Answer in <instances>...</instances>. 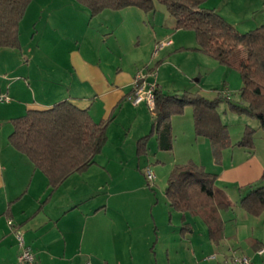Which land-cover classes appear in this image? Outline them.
Returning <instances> with one entry per match:
<instances>
[{"label":"crops","instance_id":"1","mask_svg":"<svg viewBox=\"0 0 264 264\" xmlns=\"http://www.w3.org/2000/svg\"><path fill=\"white\" fill-rule=\"evenodd\" d=\"M235 3H239L242 8L238 11L242 20L233 24L239 31L247 32L264 25V0H235ZM137 8L129 6L121 10L105 9L99 13L98 16L108 10L113 11H109L106 15L108 19H105L110 33L107 36L101 37V33L95 35L96 31L89 28L83 33L76 32L71 39L66 37L71 45L69 51L64 52L68 66L48 86L35 85L31 72L22 69V56L18 51L24 48L21 35L20 48H0V93L10 97V101L0 102V264H25L19 259L21 247L15 228L23 231L25 244L35 256L34 264H152L159 260L157 252L153 250L155 245L150 243L152 232L157 235L158 242L162 239L157 233L156 223L159 202L153 205V202H148L146 195L143 202L135 197L136 194L131 195V191H147L145 169H140L145 157L137 154V143L141 137L151 132L155 113L145 101L133 104L128 95L132 92L137 72L142 70L146 73L147 83H155L158 89L167 94L191 91L210 99L212 97L207 96V73L203 74L200 68L196 83L189 82L190 74L187 72L181 75L186 81V90L177 88L173 93L164 90L167 86L164 80H160V71L169 65H166L168 62L161 63L160 57L166 50L170 52L176 47H183V42L178 44L177 32L180 29L176 27L175 19L170 14L167 17L166 13H158L157 10L143 13L141 8ZM213 9L216 10L215 7ZM116 12L125 17L118 24L111 20ZM133 15L141 17L137 20L140 28H144L141 32L146 34V29L150 31V57L146 52L136 50L140 45H130L127 48L121 45L119 37L126 28L130 32L132 29H139L137 22L131 23L136 21L131 20ZM57 32L45 22L37 45H41L43 35L47 37L49 33ZM136 32L131 34L139 38L141 33ZM96 37L95 47L93 38ZM160 42L166 44L157 47ZM48 48L55 50L52 45H48ZM48 53L60 55L56 50H48ZM200 54L203 61L207 62V55L203 52ZM13 55L16 61L12 59ZM147 58L148 63H145ZM117 61H123L126 68ZM141 64L145 65L144 68H140ZM215 71L214 80H222L224 85L211 95H215L214 98L221 95L225 99H232L231 94L242 88L241 77L235 69L226 65L216 67ZM65 99L80 108L88 109L95 121L111 120L107 127V142L96 155L95 162L87 170L71 174L58 188L52 190L45 173L26 154L17 150L9 138L14 130V118L24 115L28 109H45ZM175 118L178 115L172 116L173 132ZM174 135L176 133L173 137ZM203 140L205 148L208 146L212 149L207 138ZM156 150L160 149L154 134L147 142V153H155ZM208 160L203 165L207 171L217 174L215 183L224 193L230 191L228 183L239 182L241 185L239 191L232 190L234 194L238 193L236 200L229 198L232 201L231 208L220 211L225 233L220 246L223 244L224 249L230 250L235 261V256L239 257L238 244H241L238 241L233 243L237 235L239 239H245L256 254L263 255L264 251H259L264 249V236L247 228L248 222L252 221L250 215L242 214L240 217L241 223L246 225L242 229L246 230L244 237L238 226L232 224L234 219L226 218V215L232 213L230 210L234 207L233 201L240 202L255 188L251 185H264L259 180L263 164L253 157L244 166L237 167L231 161L232 166L226 167L224 164H215L210 153ZM165 203L167 204L166 201ZM166 211L168 223L171 224L176 217L173 220L175 226H167L169 246L179 241L181 236L182 239H191L196 224L207 238L209 229L200 216L188 211L183 213L169 206ZM9 220H12V224H9ZM166 257L167 263L171 264L169 252ZM248 257L253 262L252 256Z\"/></svg>","mask_w":264,"mask_h":264},{"label":"trees","instance_id":"2","mask_svg":"<svg viewBox=\"0 0 264 264\" xmlns=\"http://www.w3.org/2000/svg\"><path fill=\"white\" fill-rule=\"evenodd\" d=\"M31 1L0 0V48L21 47L20 23ZM206 1L78 0L91 10L93 16L105 9L118 10L128 6L153 12L158 4L164 5L175 19L177 28L195 31L198 46L194 49L239 71L243 80L242 102L228 99L230 108L258 119L264 131V25L241 32L215 9L203 6ZM223 99L221 95L210 99L191 91L167 94L157 88L153 109L155 121L151 132L138 140L137 154H147V142L154 134L160 150H172L171 118L182 115L188 105L193 107L196 134L209 138L218 162L225 148L233 145L253 148L256 129L251 126L245 127L236 143L232 142L229 127L218 110ZM110 120L95 121L88 109L65 99L45 109H28L24 115L14 118V130L9 139L45 173L49 186L55 190L71 174L83 172L95 162L96 155L107 142ZM216 179L217 174L189 161L172 169L166 193L174 209L200 216L208 226L210 239L219 244L224 238L220 211L230 208L232 201L216 185ZM251 187L255 188L241 199L240 204L251 214L259 215L264 210V185L253 184Z\"/></svg>","mask_w":264,"mask_h":264},{"label":"rangeland","instance_id":"3","mask_svg":"<svg viewBox=\"0 0 264 264\" xmlns=\"http://www.w3.org/2000/svg\"><path fill=\"white\" fill-rule=\"evenodd\" d=\"M206 2L205 6L207 8L215 7L216 11L232 24L242 20V15L238 13V11L242 9L241 5L235 3V0H232L235 4L232 2L228 3L227 0H207ZM156 10L158 13H161V11L166 13L167 17L169 15L167 8L162 4H158ZM109 11L110 10L99 16L98 14L93 16L91 10L87 6L78 2V0H32L20 23V35L24 48L18 51L22 56V58H20L23 63L22 69H28L31 72L32 75L30 76L35 79V85L37 83V86L39 87L42 86V84L48 86L50 83H53L55 80L54 78H58L64 73L65 67L68 66L66 65L67 61L64 52L69 51V48L71 47L70 42L66 40V37L71 39V36H74L76 32L83 33L84 30L87 31L89 28H91V31H93V29L96 31L94 33L95 35L97 33H101V37L109 35L110 33L106 28L105 20L108 19V16H106L107 13H113V11ZM141 11H143V13L145 12L144 10ZM136 17L137 15L131 17V20H136L131 23L137 22L139 29H132L131 32L135 34L137 33L136 31H140V37H133L134 35H132L126 28V31H123L124 33L119 37L121 45H123L122 47L124 48H127L128 46L130 47V45L133 47L140 45V48H137L136 50L139 49L141 52H146L147 56L150 57V47L148 44L150 31L146 29V34L141 32L144 31V28H140L141 25L137 21L141 17ZM124 19V15L120 12H116L111 17L112 23L116 24L122 22ZM45 22H48V26L52 29L55 28L58 32L56 34L49 33L47 37L43 35V38H41V45L38 46L37 41L40 38V33ZM103 24H105V26ZM177 33V38H179L178 42H180L178 44H182L181 42H183V47H176L175 50L170 52L166 50L160 57L161 63L168 62L166 65H169L168 68H163V70L160 71V80H164L167 86L164 90H168L170 93L176 92L175 90H177V88L186 90L184 87L186 81L183 80L181 75H183V72H187L190 74L189 82L192 84L196 83V80L199 77L198 69L200 68L203 74L204 72L207 73V89L209 90L207 91V96L212 97L213 99L215 95L211 94L224 85V81L214 80V77L216 76V67L223 64L209 55H207V62L203 61L200 54L201 51L194 49L198 46L194 30L180 29ZM79 38H82V36H79ZM96 40L97 37L95 39L93 38V44H95V47L97 44ZM48 45H52L60 55L56 56L54 53H48V50L55 51L54 49H49ZM240 52L238 53L240 54ZM1 55L4 57L8 56V54ZM169 55L171 56L168 57ZM12 59L16 61L14 55ZM148 60L149 59L147 58L144 62L148 63ZM155 62L156 60L154 57L153 63L155 64ZM117 63L126 68L123 61H117ZM144 66V64H141L140 68H144ZM173 73L174 76H171ZM237 73L241 77L239 71H237ZM231 98L232 99L230 100L232 102H242L240 91L232 93ZM218 110L222 121L229 127L230 137L233 143H236L242 137L246 126H251L256 129L253 148L238 145H233L231 148H225L221 161L218 162L214 157L212 149H209L208 146L205 148L206 145L203 139H206L207 137L196 134L193 107L188 105L185 107L184 113L178 115V118H175V131L173 134L176 133V136L174 135L173 149L170 151L156 150L157 152L155 153L149 151V153L142 155L145 158L142 159L140 169L144 170L149 166L155 173L154 181L153 183L147 181L146 192L131 191V195L136 194L135 197L141 202H143V197L146 196L148 202H153V205L157 201L159 202L157 203L159 207L157 209L156 223L158 226L157 233L159 237L162 236V239L158 242L157 235L152 232L153 238L150 240V243L155 245L153 250L155 253L157 252V257L159 259L156 263L152 264H168L165 260L167 258V252L170 253V257L172 258L171 264H236L232 252L227 248L224 249L223 244L220 246L221 243L216 244L212 240L210 242L209 231H207L206 238L205 232L200 229L198 224H196L194 233L191 234V239H182L181 236L179 237V241L174 242L170 246L167 234V229H169L167 226L170 223H168L169 218L168 216H165V213H167L166 209L168 206L171 209L172 207L166 194V188L168 177L176 165H185L189 161H193L195 163H200L205 168L203 164L209 162L208 159L210 153V157L212 158L213 156L215 164H224L226 167L232 166L231 161L233 164L237 165V167L244 166V163L249 159H253V157H256L264 166V131L260 127L259 120L245 113L233 111L230 108L228 99H223L219 104ZM207 141L209 147H211L209 138H207ZM263 174L264 168L261 179H259L264 182ZM227 186L230 191H228V193L225 192L226 196L229 194V196H227L228 198L236 200L238 192L234 194L232 190L235 189V191H239L241 187L240 183H228ZM240 202L233 201L234 207L230 210L232 213L226 215V218L234 219L232 224L238 226L239 231H241L242 234L241 236L244 237L246 236V230L243 231L242 229L246 228V225L241 223L240 217L242 214L250 215L252 221L248 222L247 228H251V231H257L264 236V210L259 215H253L244 209ZM148 208L150 209V205ZM175 218L176 217H174L173 220H176ZM173 220L170 226H175L176 223ZM229 232H231V229H229ZM230 236H232V233ZM234 238L236 240H234V242L232 241L233 243L236 241L241 242V244H238L240 246L237 252L239 257L252 256V264H264V254H256L255 250L247 244L245 239H239L237 235ZM167 248L170 249L167 250Z\"/></svg>","mask_w":264,"mask_h":264},{"label":"built area","instance_id":"4","mask_svg":"<svg viewBox=\"0 0 264 264\" xmlns=\"http://www.w3.org/2000/svg\"><path fill=\"white\" fill-rule=\"evenodd\" d=\"M166 42L158 43L157 47H162ZM157 85L155 83H147L146 73L142 70L138 71L135 79L132 92L128 95V99L133 104H139L141 102H146L151 109L155 107V90ZM10 97L7 94L0 93V102H8ZM145 175L148 182L153 183L155 173L152 169L147 166L145 168ZM9 224H12V220H9ZM15 233L17 236L18 244L21 247V253L19 259L25 264H34L35 256L33 252L26 246L23 231L20 228H15ZM264 249H261L259 253H262ZM237 264H252L251 259L248 256L235 257Z\"/></svg>","mask_w":264,"mask_h":264}]
</instances>
